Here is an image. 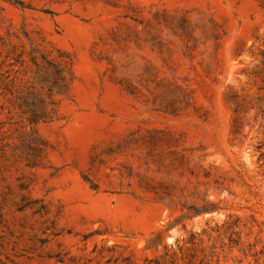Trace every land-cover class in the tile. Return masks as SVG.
Wrapping results in <instances>:
<instances>
[{
	"label": "rangeland",
	"instance_id": "obj_1",
	"mask_svg": "<svg viewBox=\"0 0 264 264\" xmlns=\"http://www.w3.org/2000/svg\"><path fill=\"white\" fill-rule=\"evenodd\" d=\"M19 1L0 79H74L36 127L0 94V264H264V0Z\"/></svg>",
	"mask_w": 264,
	"mask_h": 264
},
{
	"label": "trees",
	"instance_id": "obj_2",
	"mask_svg": "<svg viewBox=\"0 0 264 264\" xmlns=\"http://www.w3.org/2000/svg\"><path fill=\"white\" fill-rule=\"evenodd\" d=\"M5 1L24 8L19 0ZM55 50L57 57L54 59L44 53L38 56L35 50L28 61L20 55L16 60L18 69L6 71L0 79V94L13 96L21 115L33 127L55 119L57 109L54 97L68 90L74 79L72 57L66 51ZM28 74L24 84L17 83L20 77Z\"/></svg>",
	"mask_w": 264,
	"mask_h": 264
}]
</instances>
